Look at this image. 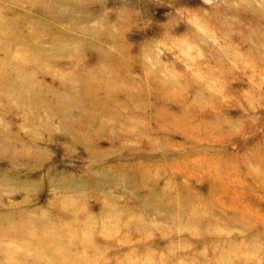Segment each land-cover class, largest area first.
Instances as JSON below:
<instances>
[{
    "label": "rangeland",
    "instance_id": "1",
    "mask_svg": "<svg viewBox=\"0 0 264 264\" xmlns=\"http://www.w3.org/2000/svg\"><path fill=\"white\" fill-rule=\"evenodd\" d=\"M2 26L0 71L32 59L66 99L79 78L95 133L0 106V140L35 139L0 148V209L50 227L0 233V264H264V0H0ZM74 218L82 244L55 247L83 255L59 263Z\"/></svg>",
    "mask_w": 264,
    "mask_h": 264
},
{
    "label": "bare ground",
    "instance_id": "2",
    "mask_svg": "<svg viewBox=\"0 0 264 264\" xmlns=\"http://www.w3.org/2000/svg\"><path fill=\"white\" fill-rule=\"evenodd\" d=\"M11 31L6 27L2 26L0 30V53H5V56L3 59L0 58V64H4L5 60L9 59L11 57V50L12 47L21 40L20 34H13L11 35ZM12 58V57H11ZM33 62L31 60H27L23 64H16L15 70L13 71H0V106L4 108L5 110H12L10 107V100L16 101L15 109H21L24 113H26L27 118H29L30 123L35 124L36 121L40 120V115L42 112V109L46 107L47 115L54 118H57L59 121H63L65 124L67 120H70V117H79L75 114H81L80 111H86L87 114L86 122L81 124V122H75V128L76 130H80L82 132H88L89 134L95 133L92 128H89L90 122H95L93 117V109L89 105V99H87V95L84 94V92L77 86L79 78H75L73 76L63 77V84L69 88L68 93V99L66 97L59 93L55 92L51 95L48 93H45L43 91L42 86H40L35 81V73L31 70L32 68L29 67V63ZM116 76L111 77L110 79L114 81ZM95 80L89 79L88 82V88L93 86ZM174 81V80H169ZM87 88V89H88ZM85 89V88H84ZM157 89V88H155ZM87 99V101H86ZM96 103V101H95ZM103 104H101L102 106ZM85 108H80V107ZM88 107V110L86 109ZM80 109V111L74 112V110ZM85 109V110H84ZM90 111V112H89ZM101 113L108 114V110H104L102 107L100 110ZM89 116V117H88ZM96 119V118H95ZM69 125V124H68ZM1 127V126H0ZM31 132L38 130L37 127H34V125L30 126ZM2 128V127H1ZM0 128V132H2V129ZM103 125L99 127V129H102ZM9 136H12V132L8 130L6 132ZM31 134V133H30ZM7 135V136H8ZM36 138V137H35ZM3 140V142H2ZM0 140V148H2L6 153H9L10 155H22V156H28L29 153L27 152L30 148H34L35 146V139L31 140L29 143H22L21 146L17 149L15 148L8 139ZM90 141V140H89ZM87 140V142H89ZM24 142V141H23ZM96 151V150H94ZM200 164L204 166L205 162L209 160V158L206 155L199 156ZM21 210V209H19ZM17 214L15 211L11 208L10 209H0V233H7L5 235H12L16 236L18 238H22L25 234H27L29 231V227H33V234L34 232H40L43 230H46L50 227L43 226L42 223H38L37 221H33L32 225L30 222V218H27L26 216H16ZM63 215H60L57 217V220L54 221V227L59 229V223H62ZM14 223L13 226L8 225L7 223ZM80 222V219L74 218L68 226L67 231H62L60 233H57L55 235V238L50 241V243H47L48 247L52 249L53 255L56 257L57 261L61 263L63 260L70 258V257H78V259L82 258L83 253L76 254L74 252V247L71 243L64 244L61 248H56L55 244H57L58 241L63 242L64 238L69 237L72 239L75 243H81V237L73 236L71 230L72 226L78 225ZM12 227V228H11ZM71 229V230H70ZM30 233V232H29ZM15 237V238H16ZM2 239V238H1ZM81 240V241H80ZM95 240V239H94ZM93 240V241H94ZM2 242H0V245ZM3 250V248L0 246V252ZM7 251L12 252V250L7 249ZM40 251H38L37 254H39ZM83 263V262H81ZM133 264V262H132ZM140 264V263H139Z\"/></svg>",
    "mask_w": 264,
    "mask_h": 264
}]
</instances>
